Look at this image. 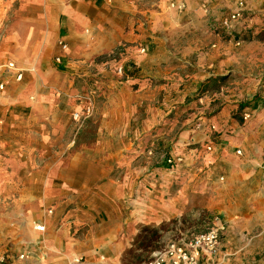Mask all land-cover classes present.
I'll list each match as a JSON object with an SVG mask.
<instances>
[{
  "label": "crops",
  "instance_id": "obj_1",
  "mask_svg": "<svg viewBox=\"0 0 264 264\" xmlns=\"http://www.w3.org/2000/svg\"><path fill=\"white\" fill-rule=\"evenodd\" d=\"M14 1L19 7L11 14L10 1L0 0L4 162L18 160L9 143L38 144L39 133L44 140L49 135L43 123L48 115H39L37 102L53 97L49 80L59 69L89 74L96 58L122 44L127 56L115 67L125 79L114 88L129 90L133 100L128 126L113 125L108 132L132 152L141 150L123 157L119 179L90 191L68 184L62 193L67 200L53 207H27L29 197L15 201L25 207H0V253L11 264H71L74 257L81 264H112L126 244L123 209L127 223H144L150 222L147 210L163 207L157 214L162 221L186 208L187 187L200 188L205 207L232 220L229 227L238 235L228 236L225 245L243 244L240 230L256 222L264 230V0ZM236 11L242 20L219 27ZM8 63L22 70L20 81L7 71ZM138 107L143 118L134 128L130 121ZM162 174L181 188H156ZM249 243L263 249L264 234ZM242 249L238 255L245 257Z\"/></svg>",
  "mask_w": 264,
  "mask_h": 264
},
{
  "label": "rangeland",
  "instance_id": "obj_2",
  "mask_svg": "<svg viewBox=\"0 0 264 264\" xmlns=\"http://www.w3.org/2000/svg\"><path fill=\"white\" fill-rule=\"evenodd\" d=\"M9 1V12L13 14L19 5L17 1ZM122 45L112 53L96 58V67H93L89 74H83L78 69H70L69 73H65V68L59 69V75L49 80L55 89L52 90L53 97L46 101H36L39 115H48V118L43 120L46 130L49 131V135L44 136L46 140L40 139L39 133L38 144L27 141L24 146H15L9 143L16 149V163L4 162L3 156H8L0 151V207H25V203H15L20 197L32 198V205L28 204L27 207H53L57 202L67 200L62 193H65L68 184H74L75 188L80 190H89L90 186L111 181L113 178L119 179L126 168L123 157L140 155L138 151L141 148H135L137 152H132L130 145L125 147L124 141L118 140L114 133L110 135L108 132L113 129V125L115 128H118L117 125L128 126V103L133 100L129 90L115 91L114 88L116 85L121 86L116 82L125 79L117 76L115 67V61L127 56V46ZM136 87V84H132L130 88L134 91ZM75 112L81 116L78 122L73 120ZM137 112L130 121L131 127L134 128L141 124L143 107H138ZM165 152L155 151L160 155ZM29 158H32V161L29 162ZM14 171L15 174L12 173ZM32 171L47 172L42 174L46 177L30 175ZM159 179L156 188L160 190L170 186V183L174 191L182 186L175 181L171 182L166 176L163 177V174L159 175ZM189 184L193 185L192 182ZM185 189L190 193L186 208L162 221H159L157 214L163 215V207H151L147 210L145 217L150 219V222L144 223H127L124 208L122 219L119 220L124 228L123 237L126 244L117 258L110 263L149 264L158 255H162L170 243L186 244L197 235L217 230L219 245L216 252L199 254L196 264H264V248L260 245L251 246L249 243L264 234V230L257 226L258 222L252 229L240 230L239 234L244 238L243 244L227 246L226 238L238 235L229 227L232 220L226 219L224 213L205 207V195L199 193L200 188H197V191L193 187ZM58 190H61L59 195ZM3 246L4 244H0V249ZM242 247L246 248L241 250L245 257L238 255V249ZM100 264L105 263L101 261Z\"/></svg>",
  "mask_w": 264,
  "mask_h": 264
},
{
  "label": "built area",
  "instance_id": "obj_3",
  "mask_svg": "<svg viewBox=\"0 0 264 264\" xmlns=\"http://www.w3.org/2000/svg\"><path fill=\"white\" fill-rule=\"evenodd\" d=\"M243 19V15L240 11H236L224 19H221L219 23V27L223 29H228L232 23L238 22ZM62 49H66L65 45H62ZM58 60V59H56ZM7 71L13 74L15 81H20L22 78V70L17 69V67L13 63H8L6 65ZM118 73L122 72L121 68L117 69ZM10 74H6L5 78L9 79ZM5 83H0V90H3ZM89 114V109H86ZM247 114L243 116L246 119ZM81 116L79 113L75 112L73 114L74 121H80ZM241 152L239 150L236 151V155H240ZM167 163L171 164L172 160L167 159ZM36 229L38 231H43L42 226H37ZM219 245V233L217 230H211L200 235L195 236L188 243H180V242H172L170 243L166 249L163 251L162 255H158L156 259H154L149 264H196V259L199 254H212L216 252L217 247ZM19 258H22L20 255ZM11 259L8 257L7 253H0V264H11ZM81 258L74 257L71 260V264H80Z\"/></svg>",
  "mask_w": 264,
  "mask_h": 264
},
{
  "label": "trees",
  "instance_id": "obj_4",
  "mask_svg": "<svg viewBox=\"0 0 264 264\" xmlns=\"http://www.w3.org/2000/svg\"><path fill=\"white\" fill-rule=\"evenodd\" d=\"M139 238L142 239V240L144 239V238H142V237H140V236H139Z\"/></svg>",
  "mask_w": 264,
  "mask_h": 264
}]
</instances>
